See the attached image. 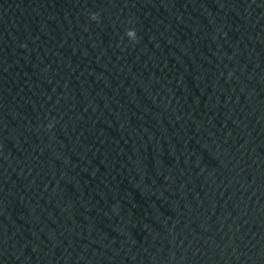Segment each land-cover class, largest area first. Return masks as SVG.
<instances>
[{
	"label": "water",
	"instance_id": "obj_1",
	"mask_svg": "<svg viewBox=\"0 0 264 264\" xmlns=\"http://www.w3.org/2000/svg\"><path fill=\"white\" fill-rule=\"evenodd\" d=\"M0 264H264V0H40L0 46Z\"/></svg>",
	"mask_w": 264,
	"mask_h": 264
}]
</instances>
